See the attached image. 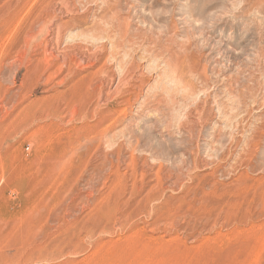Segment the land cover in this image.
Wrapping results in <instances>:
<instances>
[{"label": "rangeland", "instance_id": "1", "mask_svg": "<svg viewBox=\"0 0 264 264\" xmlns=\"http://www.w3.org/2000/svg\"><path fill=\"white\" fill-rule=\"evenodd\" d=\"M0 264H264V0H0Z\"/></svg>", "mask_w": 264, "mask_h": 264}, {"label": "bare ground", "instance_id": "2", "mask_svg": "<svg viewBox=\"0 0 264 264\" xmlns=\"http://www.w3.org/2000/svg\"><path fill=\"white\" fill-rule=\"evenodd\" d=\"M259 133V132H258ZM259 134H261V133H259Z\"/></svg>", "mask_w": 264, "mask_h": 264}]
</instances>
